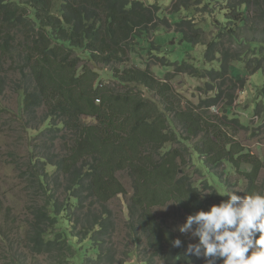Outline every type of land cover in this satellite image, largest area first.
I'll return each instance as SVG.
<instances>
[{"label":"trees","instance_id":"obj_1","mask_svg":"<svg viewBox=\"0 0 264 264\" xmlns=\"http://www.w3.org/2000/svg\"><path fill=\"white\" fill-rule=\"evenodd\" d=\"M160 6L0 0V96L17 95L16 117L33 136L13 162L32 208L15 244L0 231L6 264H205L187 253L198 240L178 231L186 217L228 191L264 194L262 159L230 134L247 129L236 112L244 102L264 119V83L252 79L264 81V0H177L166 15ZM181 74L203 83L198 105L173 87ZM121 176L133 258L113 245L110 203L128 195Z\"/></svg>","mask_w":264,"mask_h":264},{"label":"rangeland","instance_id":"obj_2","mask_svg":"<svg viewBox=\"0 0 264 264\" xmlns=\"http://www.w3.org/2000/svg\"><path fill=\"white\" fill-rule=\"evenodd\" d=\"M176 1L177 0H152V2L158 5L159 3L161 4L160 10L162 11V15L169 14L173 5L176 4ZM185 17L184 15L181 18ZM167 30L172 31L173 29L167 27ZM203 50L204 49L197 48L191 52V54L193 57H200ZM148 62V58H141L140 60L136 58V65L138 67L144 68ZM3 68L7 69L8 67ZM107 71V69L101 66L97 69L99 74L103 73L107 76L106 78H102L101 81L103 84H108L111 80ZM172 73H174V71H172ZM252 79L259 85L264 83L261 73L252 76ZM172 85L175 90L181 93L182 99H187L193 103V105H198V90L202 87L203 83L181 74L173 78ZM17 110V95L6 90V92L0 96V201L2 205L0 209V231L14 244L18 240L15 235L18 230V224L23 223L24 226V222H28L29 208H32L29 198L27 197L29 194L25 189V185L20 183L17 178V172L14 169L17 163L23 162L28 154V150L31 149L33 144V136H30V134L22 129L23 124L16 117ZM236 112L240 115V121H243L247 129H238L239 131L235 132L231 130L230 134L234 136V141L239 143L244 150L250 151L252 155L262 159L264 164V119H262V117L258 118V116L254 114L252 102L250 101L244 102L237 108ZM210 113L215 116L218 110L212 109ZM229 175L234 181L242 177V175L235 174L233 171ZM121 178L128 191V195L118 196L110 203V208L113 211L116 222V235L113 240V245L121 252V256L123 252L131 251V256L133 258L138 250L136 244L130 241L126 230L128 221L127 203L132 195V191L129 180L122 176ZM258 182L259 185L261 184L264 187V169L261 171ZM241 184L239 189L244 190L248 183L244 181ZM5 212L10 213L9 219L6 218ZM166 212L167 210L160 211L159 216L165 215ZM168 225H171V223H168ZM25 228L26 225L24 229ZM2 243L3 242L0 241V264H6L7 262L2 258V255H6L4 254L3 250L5 247ZM133 261H137V258L133 259L132 262ZM38 263L45 264V261L39 259Z\"/></svg>","mask_w":264,"mask_h":264},{"label":"clouds","instance_id":"obj_3","mask_svg":"<svg viewBox=\"0 0 264 264\" xmlns=\"http://www.w3.org/2000/svg\"><path fill=\"white\" fill-rule=\"evenodd\" d=\"M211 195L206 192L200 198ZM225 196L208 210L188 215L178 227L181 234L198 240L188 244L187 253L205 264H264V194L228 191ZM171 245L180 248L182 241L176 238Z\"/></svg>","mask_w":264,"mask_h":264}]
</instances>
